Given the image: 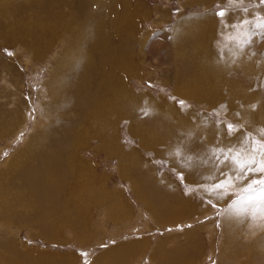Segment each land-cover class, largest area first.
Returning <instances> with one entry per match:
<instances>
[{
	"label": "rangeland",
	"instance_id": "374dc122",
	"mask_svg": "<svg viewBox=\"0 0 264 264\" xmlns=\"http://www.w3.org/2000/svg\"><path fill=\"white\" fill-rule=\"evenodd\" d=\"M102 1L109 5L110 0ZM123 1L128 8L124 23L116 19L132 37L123 45L131 49L130 59L122 66L128 70L123 85L137 101L132 100L128 110L116 106L108 123L100 120L90 127L95 90L103 81L99 71H92L85 88L87 104L65 115L72 119L61 112L56 116L64 119L70 135L79 130L82 135L77 144L49 127L55 115L49 80L67 46L61 21L50 22L30 0L0 1L4 2L0 24L7 25L5 30H12V24L20 27L19 41L12 42L2 37L6 31L0 29L1 250L4 246L8 251L11 243L16 248L14 258L23 259V264H34L33 260L41 264H264V220L259 214L255 219L250 215L225 218L224 210L237 190L222 200L209 197L202 188L185 194L198 184L216 182L203 177L215 173L217 180L222 178L210 155L215 148L237 146L246 134L264 140V119H258L264 107V29L252 27L264 22V3L119 0ZM75 2L64 0L50 6L47 12L54 14L50 19L67 13ZM221 9L227 13L223 19L215 15ZM102 14L98 18L103 19L106 38L114 44L120 37L111 20L114 12L107 8ZM242 20L250 23L241 26ZM70 22V27L64 26L68 32L78 31L84 37L79 30L88 29L82 27L81 19L73 17ZM245 32L251 34V43L240 47ZM115 47L120 49L118 45L105 49L116 53ZM102 53L101 46L94 50L96 65ZM244 77L248 81L243 82ZM69 89L65 94L72 97L75 90ZM143 109L150 110L148 116ZM229 123L239 129L231 137L227 135ZM169 125L174 126L169 127L171 138L165 136ZM98 129L99 137L95 135ZM174 136L181 148L192 147L190 153L197 161L182 156L189 151L175 146ZM49 148L59 150L68 161L71 151H77L85 161L88 172L83 175L87 177L77 180V185L82 182L78 189L84 201L70 204L74 220L61 218L59 207L53 216L57 222L27 224V213L22 217L25 210L35 204H42L44 210L51 206L36 201L37 197L29 208L16 204L17 195L27 193L21 185L26 172L16 178L14 160L20 158L37 168ZM221 170L228 171V167ZM68 172L60 166L54 173L66 176ZM85 181L92 190H87ZM70 183H74L72 178L66 176L65 189H72ZM50 226L54 229L42 231Z\"/></svg>",
	"mask_w": 264,
	"mask_h": 264
},
{
	"label": "bare ground",
	"instance_id": "6f19581e",
	"mask_svg": "<svg viewBox=\"0 0 264 264\" xmlns=\"http://www.w3.org/2000/svg\"><path fill=\"white\" fill-rule=\"evenodd\" d=\"M101 1L102 0H76L74 4L71 3L74 6L72 7V5H70V10L68 11L69 13L68 12L66 13L65 11L63 13L60 12L63 15L60 14L61 15L60 16L58 13L59 16L55 20H51L50 19L51 13L48 14L47 9L50 8V6L54 7V5H60V3L64 2V0H30V2L33 5H35L36 8L38 9L41 8L40 12H43L45 14L46 16L45 18H48L50 22L56 21L55 24L57 23V21H61L62 27L65 29L67 46H66L65 51H63L61 59L58 60L57 69L52 73L53 78L49 80V87H50L49 97L50 98L54 97L53 108H54V113H55L53 117V121H52L53 125L51 124V126L49 127H50V131L54 130V133L55 131H57V132H60L62 136L65 135L64 137L67 139L72 138L73 144L79 143L77 139H80V136L82 134L80 135L78 133L79 131L78 130V131L73 132L70 135L68 133L67 127L64 124V119L63 120L58 119L56 118V116L60 112L61 113L59 115L63 114L65 116L73 108L82 107L81 105L87 104L88 100L86 96L88 95V93L85 92V88H86V83L90 75L92 74V71H95V70L99 71L101 73V78H103V81L101 82V84L98 85L97 89L95 90V92L97 93L96 94L97 100L93 101V105H94L93 110L91 111V113L89 112L91 117H93L91 118L92 121H90L89 123L90 127H95V124L97 123V121H100V120L101 122L108 123L109 122L108 118L110 116L109 114L114 109H116V106L117 107L121 106L122 109L125 107V110H128L130 109L129 105L132 104V100H135V102L137 101V98L132 99L130 97L132 96V94L129 88L124 87L123 85L124 83L123 80H124V77L127 75L128 70L127 69L123 70L122 66H123L124 61H128L130 59L129 52L131 50L130 48L124 47L123 45L126 43H129V40L130 38L132 39V37H130L131 32L129 31V29L125 25L121 24L120 21L123 22L124 12H127L128 8L124 1L119 2V0L118 1L114 0L110 2L111 1L110 0L108 1L109 5ZM43 5H46V6L43 7ZM3 6H4V2H0V12ZM120 7L121 9H119ZM94 8H98V9L94 10ZM107 8L108 10L111 9L114 12V17H112L111 20L113 24L114 22H116L117 26H116V30H115V26L113 27V30L117 31L120 36L118 37V40L114 41V44L109 42L108 39L106 38V35H105L106 30L104 28L103 19L98 18L100 17L102 12H104V9L106 11ZM99 10L100 12L97 14ZM49 12H52V11H49ZM109 14H110V11H109ZM53 15H51V17H53ZM70 15L73 16L75 19H78V20L81 19L82 27L86 30L88 29L86 32H84V30H79L85 34L84 37H81L80 34L77 33L78 31L69 33L68 32L69 28L68 29L65 28V27L71 26L70 20L71 19L73 20V17H69ZM116 16L119 18L120 21L117 20L118 18L116 19ZM6 26L7 25L0 24V29L2 27V30L4 31ZM11 26H13V28L11 27L12 30H10L9 28H8L9 30L6 29L5 30L6 32H4L2 37L4 39L7 37V39L10 42L15 41V40L19 41V38L16 36V34H20V27L18 26V24L17 25L12 24ZM48 31L50 32V29ZM117 45L120 46V49L118 50L117 49L118 47H115V51H117L115 53L112 50L114 46H117ZM100 46L102 47L103 55L100 56V60L98 61V64L96 65L97 61L94 60L93 53H94V50L98 49V47ZM105 46L112 47V50L108 51L107 49H105ZM118 51L122 53L123 55L119 54ZM4 62L5 61H3V64ZM102 63H103V66L101 65ZM114 77H118V79L116 80ZM246 81L248 80L244 77L243 82H246ZM67 87H70L69 92L71 93H74V90H75V94L72 97H69L70 95L67 96L68 95L66 93ZM59 90H62L61 92H59L60 94L57 93V91ZM194 92L195 90L192 93ZM85 105H83V107ZM91 107H89V110ZM262 108L264 109V107ZM262 108L260 109V113L258 117V119H261V120L264 119V110L262 111ZM67 117L72 119L71 115L70 116L68 115ZM54 120H57V121L54 122ZM84 120H86V118ZM185 126L190 127L189 125H185ZM169 127L171 128L174 126L172 125L167 126V129H166L167 134L165 135L167 138H171ZM99 132L100 130L98 129V131H96L95 133V135L98 137L100 136ZM39 134H42V133L39 132L37 135L39 136ZM46 134L47 132L44 134L45 137H46ZM178 136L182 137L180 133L178 134ZM174 139L175 141L173 144L175 146H178L179 149H186L189 151L188 153L182 156L187 157L189 159H195V161L198 160L196 156L192 155L193 154L192 147L187 146V147L181 148L182 144L177 142L176 136H174ZM172 142H173V139H172ZM50 145H53V144H50ZM191 151H192V154L190 153ZM201 154L202 152H200V155ZM43 156L45 157L43 159H40V163H39V165L41 166L37 168L26 165L24 161L20 160V158H18V160H14V162L16 161L15 163L13 162L14 163L13 168H15L13 172L15 173L14 176L16 178L20 177V174L26 172L25 173L26 177H24L25 179L23 178L21 180V183H22L21 185L24 186V189L27 195L18 194L17 197L15 196L16 204L21 205V203H24L26 205L25 208H29L31 203L34 202L35 197H37V200L36 199L35 200L40 203H50L51 207L50 209H47V210L41 209L42 204H38V205L35 204L34 207L31 208V210L29 211L25 210L24 212L22 211L23 212L22 217H24L25 213H27V215H25L24 217L28 221L27 224L29 222L34 223V224L39 223L38 224L39 226H41L40 224L42 222H45L46 224L57 222L56 220L53 219L54 213L58 211V209H55V208L61 207L59 208L63 213L61 218L67 219V221L69 218H72L74 216V213L70 209L71 207L70 204L72 202L77 204L81 201L80 199H83L84 197V194H82L80 190L81 187L80 189H78L79 186H82V182H78V185H77V180L82 178V181H84L83 179H86L87 177L83 175L84 172H86L84 170L85 161L79 157V154L77 155V151L76 152L71 151V156L69 157L71 161H68V157H64L63 154L60 153L59 150L57 149H50V148L46 149L45 153H43ZM197 163L199 162H196V164ZM60 166L63 170H66V169L70 170V172H68L66 176L71 177L72 182H74L73 184L70 183L72 186V189L71 187L68 189H65V182H66L65 175L57 176V174L54 173L55 169H57ZM10 169H11V166H10ZM46 169L48 171H52V173H49ZM77 177L79 178L77 179ZM86 182L87 181H85V183ZM85 186L87 187V190L88 189L92 190V187H90L87 183L85 184ZM74 188L79 190V191L77 190L76 194L72 192ZM84 192L86 191L84 190ZM10 214H15L14 216L16 218H19L16 212H10ZM9 216L11 217L12 215H8V217ZM64 219L62 221H66ZM72 220H74V218H72ZM53 227L54 226H50L48 228L43 227L42 231H44L45 229H49V228L54 229ZM234 231L236 232V230ZM235 232L232 233V236H234ZM8 245H7L8 251L4 246H1L2 250L0 248V264H23V262H21V260L23 259H20V258L16 259L13 256L14 255L13 251L15 252V250L13 249L15 248L14 245H12L11 243H9ZM9 250L12 252H10ZM11 253H12V256H11ZM33 261H34V264H41V263H38L39 262L38 259H37L38 262L36 263H35L36 260H33ZM45 262L46 261H44V264H54L53 261L51 263H49L48 261L47 263ZM29 263L32 264L33 262L30 261Z\"/></svg>",
	"mask_w": 264,
	"mask_h": 264
},
{
	"label": "snow or ice",
	"instance_id": "6c2138e0",
	"mask_svg": "<svg viewBox=\"0 0 264 264\" xmlns=\"http://www.w3.org/2000/svg\"><path fill=\"white\" fill-rule=\"evenodd\" d=\"M235 2L244 3L245 0H235ZM260 3H264V0H260ZM244 11H247V9H244ZM226 14L224 9L215 13L221 19ZM249 23L250 21L242 20L241 26ZM252 27L264 29V22L253 24ZM244 35L245 39L242 43H239L240 47L251 43V34L245 32ZM183 103V101H180L181 105ZM142 112L144 116H148L150 110L143 109ZM226 128L229 137L233 136L234 132L239 131L231 123L227 124ZM247 153H251V155H246ZM210 155L215 161L214 167L216 171L219 172L222 178L217 180L215 173L203 177L205 181L215 180L216 182L198 184L193 188L186 189L185 194H190L192 191L202 188L209 197L214 196L217 200H222L228 195L229 191L237 190V195L231 201L229 208L224 210L226 214L225 218L228 219L233 215H250L255 219L257 214H259L260 218L264 220V140H256L246 134L245 140L241 141L239 145L215 148L211 151ZM256 156L261 158L260 162H257ZM223 166H227L228 171H222ZM179 178L183 182V173L180 174ZM245 180H247L246 184L243 183ZM238 182L240 186L237 188ZM207 202L211 203V200ZM212 206L216 207L215 204Z\"/></svg>",
	"mask_w": 264,
	"mask_h": 264
}]
</instances>
